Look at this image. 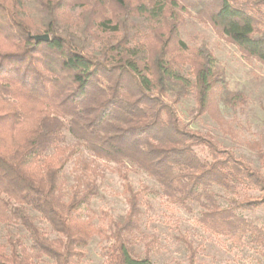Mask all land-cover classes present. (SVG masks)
Masks as SVG:
<instances>
[{"label":"trees","instance_id":"16d2710c","mask_svg":"<svg viewBox=\"0 0 264 264\" xmlns=\"http://www.w3.org/2000/svg\"><path fill=\"white\" fill-rule=\"evenodd\" d=\"M183 13H194L244 57L264 64V0H0V223L19 222L30 240L25 245L7 229L0 264L43 257L79 264L81 246L95 232L79 217L93 188L67 201L59 195L60 170L71 155L60 145L64 130L94 156L142 169L169 200L197 201L200 220L213 231L238 239L248 234L264 245L263 229L208 189L257 190L239 205H260L264 152L259 170L210 132L181 123L173 105L193 95L195 115L217 118L218 101L231 107L245 101L213 70L205 42L189 47L180 38ZM45 32L48 41L32 38ZM185 65L192 78L182 73ZM123 190L128 206L111 221L106 262L153 264L126 241L137 225L139 191L126 182Z\"/></svg>","mask_w":264,"mask_h":264},{"label":"rangeland","instance_id":"374dc122","mask_svg":"<svg viewBox=\"0 0 264 264\" xmlns=\"http://www.w3.org/2000/svg\"><path fill=\"white\" fill-rule=\"evenodd\" d=\"M180 38L189 47L205 42L214 56V68L229 90H240L245 99L235 107L217 103V118L208 113L195 115L193 95L174 103L181 123L189 128L208 131L220 143L261 170L260 151L264 152V64L246 58L206 22L194 13H183ZM182 73L190 78L188 65ZM61 146H68L71 155L60 170L59 195L67 201L87 187L93 192L81 205L79 217L88 219L95 232L81 246L79 264H107L106 249L112 220H119L127 209L123 184L129 183L139 191L137 225L125 233L136 255L148 254L153 264H264V245L254 243L248 234L241 238L213 231L200 220L202 206L197 201L180 204L162 194L154 178L129 162L116 163L94 156L87 148L64 130ZM49 148L46 154H52ZM201 153V152H200ZM202 154H204L202 152ZM122 174L125 175L122 176ZM208 189L222 206L235 204L234 211L264 231V202L257 206H241L243 198L256 197L257 190L239 188L228 191L211 184ZM36 225L53 237L47 222L28 210ZM7 229L25 245L30 244L19 222L0 223V244L8 251ZM35 264H53L43 257Z\"/></svg>","mask_w":264,"mask_h":264},{"label":"water","instance_id":"95a60500","mask_svg":"<svg viewBox=\"0 0 264 264\" xmlns=\"http://www.w3.org/2000/svg\"><path fill=\"white\" fill-rule=\"evenodd\" d=\"M32 38L35 41H48L49 40V34L48 33H41V34H35L32 35Z\"/></svg>","mask_w":264,"mask_h":264}]
</instances>
